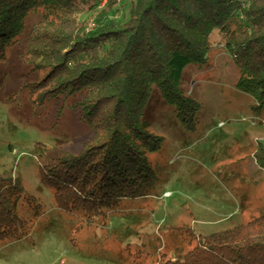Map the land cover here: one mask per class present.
I'll list each match as a JSON object with an SVG mask.
<instances>
[{"label": "rangeland", "instance_id": "rangeland-1", "mask_svg": "<svg viewBox=\"0 0 264 264\" xmlns=\"http://www.w3.org/2000/svg\"><path fill=\"white\" fill-rule=\"evenodd\" d=\"M42 15L28 17L0 63V174L21 181L27 198L18 214L29 222L27 235L0 245V264H161L184 257L201 236L264 215V169L255 158L264 145V107L237 89L239 69L216 38L208 63L188 66L181 81L199 104L196 124L189 129L159 94L148 107L147 130L163 139L149 155L155 193L98 216L59 205L42 171L81 153L95 132L80 110L84 94H39L49 75L35 50ZM93 16H82L89 28Z\"/></svg>", "mask_w": 264, "mask_h": 264}, {"label": "trees", "instance_id": "trees-1", "mask_svg": "<svg viewBox=\"0 0 264 264\" xmlns=\"http://www.w3.org/2000/svg\"><path fill=\"white\" fill-rule=\"evenodd\" d=\"M122 2L127 12L118 15ZM33 13L43 14L35 50L49 71L40 96L84 94L80 110L95 132L81 153L42 171L68 209L98 216L155 193L149 155L163 139L147 130L148 107L159 94L189 129L196 124L199 104L181 81L188 66L208 63L214 38L239 69L237 89L264 107V0H0V63ZM255 158L264 169L263 144ZM24 194L18 178L0 174V245L28 234L18 214ZM198 239L184 257L161 264H264V215Z\"/></svg>", "mask_w": 264, "mask_h": 264}, {"label": "built area", "instance_id": "built-area-1", "mask_svg": "<svg viewBox=\"0 0 264 264\" xmlns=\"http://www.w3.org/2000/svg\"><path fill=\"white\" fill-rule=\"evenodd\" d=\"M94 26V24H91V27Z\"/></svg>", "mask_w": 264, "mask_h": 264}]
</instances>
